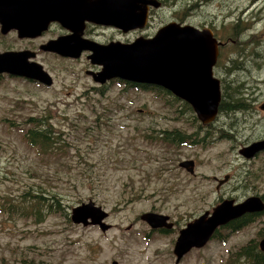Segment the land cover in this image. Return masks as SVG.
<instances>
[{"label":"rangeland","instance_id":"374dc122","mask_svg":"<svg viewBox=\"0 0 264 264\" xmlns=\"http://www.w3.org/2000/svg\"><path fill=\"white\" fill-rule=\"evenodd\" d=\"M232 19L245 29L242 37L250 32L256 35L262 59L237 79L238 71L232 75L215 66L216 76L225 83L244 81L247 107L219 112L209 130L181 101L170 103L175 99L162 90L124 89L115 83L95 92L85 57L52 56L36 47V60L50 74L51 87L0 75V202L3 198L17 202L24 189L38 186L58 194L63 202V211L47 213L40 221L33 215L0 210V264H241L242 256L236 252L264 235V212L225 240L213 237L192 249L179 263L172 252L178 233L147 234L149 226L141 214H168L181 227L223 198L239 202L256 194L264 199V153L254 159L239 153L245 142L264 136V109H260L264 103V0L170 1L154 8L147 25L127 36L136 38L168 21H181L212 28L224 37ZM62 31L52 25L39 41L46 43V38ZM17 40L13 33L1 38L0 46L15 48ZM226 41L220 58L223 66L237 51ZM41 113L49 114L52 128L61 131L63 143L58 149L31 147L23 137L24 118ZM179 129L191 135L188 142L193 138L197 144L155 141L163 130ZM183 160L195 161L194 176L179 167ZM225 175L230 182L217 191L212 177ZM89 201L108 212V231L73 223L68 217L72 207Z\"/></svg>","mask_w":264,"mask_h":264},{"label":"water","instance_id":"95a60500","mask_svg":"<svg viewBox=\"0 0 264 264\" xmlns=\"http://www.w3.org/2000/svg\"><path fill=\"white\" fill-rule=\"evenodd\" d=\"M61 2L0 0L1 30L6 32L15 28L19 37H32L45 29L49 21L56 20L73 33L49 40L40 46L42 50L71 57H78L82 50H88L90 54L87 58L90 62L102 66L94 76L96 82L103 83L108 79L121 78L137 84L161 86L189 103L202 123L211 122L215 118L221 90L220 80L213 75L212 69L222 42L217 40L209 27L199 28L170 21L158 28L151 37L141 35L129 43L110 41L103 44L82 39L81 26L71 28L76 13L69 15L70 5ZM149 3L159 7L156 0ZM146 5V0H132L131 3L120 0L119 4L104 0L103 12L93 19V22L113 25L125 31L129 28H143L147 22ZM114 6L120 8L121 15L118 18L114 14ZM124 15L132 18L128 21ZM34 57L35 52L27 49L0 52V73L7 72L51 85L50 74L42 69L40 63L29 60ZM260 108L264 109V105H260ZM263 150L264 138L242 146L239 153L245 158H252ZM179 166L190 173L194 172L193 160H183ZM227 178L226 175L219 184ZM263 210L264 201L259 196H249L238 203H234L233 199H223L211 210H205L188 221L179 230L173 246L175 262L177 263L191 248L202 247L218 226L245 214ZM107 215L101 206L89 201L74 206L70 219L73 223L83 226L98 225L104 232L110 227L103 221ZM141 219L152 229H170L173 225L168 221V215L152 211L142 213ZM258 246L264 251V236L258 241ZM112 264H116V261Z\"/></svg>","mask_w":264,"mask_h":264},{"label":"trees","instance_id":"16d2710c","mask_svg":"<svg viewBox=\"0 0 264 264\" xmlns=\"http://www.w3.org/2000/svg\"><path fill=\"white\" fill-rule=\"evenodd\" d=\"M235 20L236 19H232L227 34L224 37L219 36V39L224 41L230 40L232 44L237 47V51L231 54L229 63L223 66V62L220 60L222 54L221 48L216 66L218 67L220 65L221 68L224 67V69H228L227 72L232 73V75L238 71L239 74L234 76V78L237 79L244 69L261 61L262 54L258 50V40L256 39V35L250 32L247 37H242L241 33L244 32L245 29L241 27L240 22ZM212 27L215 28L214 26ZM2 78L3 77H0V79ZM221 80L222 94L219 104V112L244 110L247 107L246 97L242 95L244 81L241 80L238 82L237 80H233L229 83H225L224 78ZM128 86L139 87L142 85L130 84L128 82ZM149 89L161 92L160 89L156 87H150ZM161 99H163L162 96ZM168 101L173 103L176 99ZM182 104L192 111L190 105L184 102H182ZM193 117L195 116L193 115ZM23 122V128L25 129L23 137L29 146L43 150H52L58 149L63 143V138L58 135L61 131H56L52 128L51 116L49 114L41 113L39 115H28L24 118ZM183 133L178 130H173L171 132L163 130L161 135L155 137V140L166 142L167 144L174 146H179L181 143L187 145L197 144L193 138L188 142L186 140L188 135H186L185 132ZM196 135L197 132H194L192 137L195 138ZM189 136L191 137V135ZM146 137L149 138V134H146ZM150 137H153V134H151ZM20 197L21 198L17 202H11L8 199L3 198V201L0 202V210L9 215L12 213L21 216L33 215L37 221L42 220L47 213L63 211V202L60 199V196L54 192H49L45 187L38 186L31 190L26 188L21 192ZM258 214L259 213H253V215L248 214L229 222L226 226H221L215 231L213 237L215 238L218 236L219 240H225L224 237L226 235L253 221L254 216ZM65 215H67L66 212ZM222 229L225 230L223 231ZM259 234L261 235L262 233L259 232ZM236 254L242 256L241 264H264V252L258 248V241L246 242L239 247Z\"/></svg>","mask_w":264,"mask_h":264},{"label":"flooded vegetation","instance_id":"af4514ba","mask_svg":"<svg viewBox=\"0 0 264 264\" xmlns=\"http://www.w3.org/2000/svg\"><path fill=\"white\" fill-rule=\"evenodd\" d=\"M57 1L58 2L64 1L65 3H67V4L70 5V7H69V14H71L72 12H75V9H76V0H57ZM85 1H87V2H97L98 0H85ZM115 1L119 2V0H113V2H115ZM150 1H153V0H148L146 2V4H147L146 5L147 6V12H148L147 21H149V18L151 17L152 11H153L154 8L161 9V8L165 7L166 5L170 4V0H156L157 2H159V7H154V5L152 3H149ZM173 1H175V0H172V2ZM86 12H87V10L84 11V13H86ZM179 22H181V21H179ZM181 23H184V22H181ZM52 25L60 26V28H62L63 31L62 32H58L55 35L46 38L48 40L49 39L57 38L58 36L67 35V34H70L71 33V31L68 28L64 27L63 25H61V23H59L58 21H55V20L54 21H50L48 23L46 29L44 31H42L38 36L31 37V38H18L17 37V34H16V31L14 29H10V30H8V31H6V32L3 33L1 31V26H0V39L3 38V37H6L8 35H12L13 33H15L16 34V37L18 38V40H17L18 46H16L15 48H13V47H1L0 46V51H6V50H25V49H28V50H32V51L35 52V60H36V58L38 56V53H39V50H40V49L37 50L36 47L39 48V46L42 43H44V42H41L42 40L41 41H39V40L42 39L44 37V35L51 30ZM105 30L108 31V32L105 33ZM136 30H139V29H136ZM136 30L135 29H128V30L124 31V30H122L120 28H117L115 26L103 25V24H98V23H95V22H92V21H89V20H84L83 23H82V28L80 29V32H81L80 35H81V38H83V39H88V40L95 41V42H99V43H107V42H109L111 40H118V41H122V42H131L135 38V34L132 35V36H130V37H128L127 35L128 34H133L134 32H136ZM153 33H147V34H145V36H151V35H153ZM120 35L121 36L122 35H125V36H122V38H120L119 37ZM213 35L215 37H217L218 40H220L219 39V35H217V33L214 30H213ZM119 38L121 40H119ZM223 46H225V45L219 46V51H220V49ZM41 51H43V50H41ZM43 52H45L47 54H51L52 56H55V53L47 52V51H43ZM87 54H88V52H85L84 51V52H82V54H81L80 57L81 58L82 57H85V60H86L87 64L90 66L86 70L90 71L89 74L88 73L87 74H88L89 79L93 82L94 81L93 78H94V76L97 75V72L101 69V66L92 64L90 62V60L87 59ZM79 58H77V59H79ZM215 66H214V68H215ZM214 68H213V74L216 75ZM93 73H95V74H93ZM219 79H220V87H221V91H222V80H221L220 77H219ZM115 83H116V85L119 83L118 79L111 80V81L107 80L103 84H100V83H97V82L94 81L93 82V85L96 86L94 88V91L97 92V93H101L103 91V89H105V88H107L109 86H112ZM124 84L128 85V83H124ZM160 89L167 96H171V97L175 98L176 100H178L180 102L181 99H179L178 97L174 96L167 89H163L161 87H160ZM177 110H180V109H177ZM215 123H216V117H215V119H214L213 122L208 123V124H202L201 123L200 126H202V128L205 129V130H209L210 128H212L215 125ZM179 131L182 132L180 129H179ZM261 137L264 138V136H261ZM261 137H259V138H261ZM187 138H190L189 134H188ZM213 140H214V138H211L210 139V141H213ZM251 141H253V140H251ZM247 143L248 142H245L244 144H247ZM163 144H166V143H163ZM262 153H264V151H262L261 153H259L256 157L260 156ZM256 157H254V158H256ZM194 168H195V161H194ZM189 174H191L192 176H194L195 175V170H194L193 173H189ZM212 180L214 182H217V184L215 186V189L217 191H219L220 189H222V191H223L224 188H225V185L230 182L229 181V178H228L226 181H224L223 183L219 184L218 182L220 181V178H216L215 176L212 177ZM261 197H263V195H261ZM168 221L172 222V224H173L170 229H166V228L151 229L149 227V231L147 232V234L150 233L151 231L161 232V233H165V234H167V232H170V231L177 233L178 230H179V228L183 227V226L177 227L176 226V224H177L176 221L173 220L170 216H169ZM192 249H190L188 252H190Z\"/></svg>","mask_w":264,"mask_h":264}]
</instances>
